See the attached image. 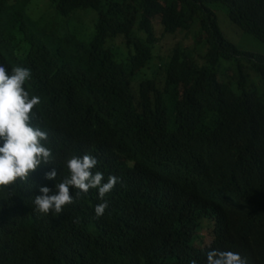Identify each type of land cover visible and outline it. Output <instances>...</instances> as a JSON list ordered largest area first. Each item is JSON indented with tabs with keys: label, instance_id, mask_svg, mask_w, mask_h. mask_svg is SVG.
Masks as SVG:
<instances>
[{
	"label": "trees",
	"instance_id": "obj_1",
	"mask_svg": "<svg viewBox=\"0 0 264 264\" xmlns=\"http://www.w3.org/2000/svg\"><path fill=\"white\" fill-rule=\"evenodd\" d=\"M34 1L50 21L34 18ZM220 11L264 43V0H0V41L8 70L30 69L27 91L45 100L35 117L66 155H103L124 180L117 198L148 175L142 203L154 230L228 211L259 242L264 53L232 42ZM1 189L0 264H121L98 252L91 200L64 227L65 216H34L31 195ZM122 228L142 250L135 228ZM129 260L143 264L138 251Z\"/></svg>",
	"mask_w": 264,
	"mask_h": 264
},
{
	"label": "clouds",
	"instance_id": "obj_2",
	"mask_svg": "<svg viewBox=\"0 0 264 264\" xmlns=\"http://www.w3.org/2000/svg\"><path fill=\"white\" fill-rule=\"evenodd\" d=\"M6 51L0 41V193L1 187L15 186L31 195L34 216H65L64 227L77 224L78 204L91 200L89 223L98 252L108 260L117 255L121 264H129L134 251L143 264H264V239L249 242L247 222L228 211L154 230L142 203V182L148 175L141 172L136 188L117 198L124 180L103 155H66L54 132L35 117L34 108L45 100L27 91L30 69L8 70ZM123 221L145 241L142 250L122 238Z\"/></svg>",
	"mask_w": 264,
	"mask_h": 264
},
{
	"label": "rangeland",
	"instance_id": "obj_3",
	"mask_svg": "<svg viewBox=\"0 0 264 264\" xmlns=\"http://www.w3.org/2000/svg\"><path fill=\"white\" fill-rule=\"evenodd\" d=\"M47 5L49 6L48 2ZM43 9L44 11L40 12V9L37 8L36 3L34 1L33 2L34 18L38 19L39 16H42L44 20L50 21V17H52V13L45 7ZM219 13L220 14L218 17L222 30L232 42L237 44V46H239L243 50L264 53V43H262L261 41L250 35V33L240 31L234 24H232V22L227 18L225 14L221 13V11ZM56 19L57 18L54 17L53 21ZM159 22H160V17H157L154 20V24L158 25ZM166 39L169 40L170 38L167 37ZM165 42H167V44L169 43V41H165ZM208 240L209 238H207V241Z\"/></svg>",
	"mask_w": 264,
	"mask_h": 264
}]
</instances>
